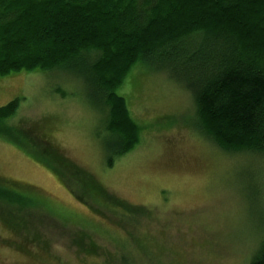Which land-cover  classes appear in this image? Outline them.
Listing matches in <instances>:
<instances>
[{"label":"rangeland","instance_id":"374dc122","mask_svg":"<svg viewBox=\"0 0 264 264\" xmlns=\"http://www.w3.org/2000/svg\"><path fill=\"white\" fill-rule=\"evenodd\" d=\"M147 70L131 66L118 89L138 131L112 167L105 114L79 72L0 77V107L20 100L0 122V186L13 192L0 191V264H250L264 158L219 145L186 88Z\"/></svg>","mask_w":264,"mask_h":264},{"label":"trees","instance_id":"16d2710c","mask_svg":"<svg viewBox=\"0 0 264 264\" xmlns=\"http://www.w3.org/2000/svg\"><path fill=\"white\" fill-rule=\"evenodd\" d=\"M137 63L186 88L219 145L264 158V0H0V77L79 72L105 114L109 167L136 143L118 89ZM19 102L0 107V122ZM80 179L98 200L132 213L91 178ZM250 264H264V240Z\"/></svg>","mask_w":264,"mask_h":264}]
</instances>
